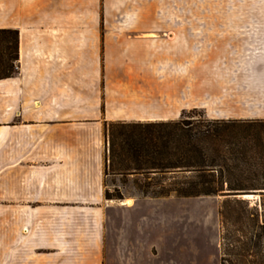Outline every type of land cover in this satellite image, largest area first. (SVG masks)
<instances>
[{"label": "crops", "instance_id": "0c3cea01", "mask_svg": "<svg viewBox=\"0 0 264 264\" xmlns=\"http://www.w3.org/2000/svg\"><path fill=\"white\" fill-rule=\"evenodd\" d=\"M167 1L0 0V28L20 33V71L0 79V163L14 166L12 210L30 214L16 217L21 264L209 262L203 240L134 219L139 201L159 198H106L108 128L191 109L264 119L263 15L239 14L233 30L167 28L198 19ZM215 46L238 53L222 79L199 68Z\"/></svg>", "mask_w": 264, "mask_h": 264}, {"label": "trees", "instance_id": "16d2710c", "mask_svg": "<svg viewBox=\"0 0 264 264\" xmlns=\"http://www.w3.org/2000/svg\"><path fill=\"white\" fill-rule=\"evenodd\" d=\"M19 42L17 29L0 28V79L19 73ZM108 140L106 175L111 170L146 176L145 197L264 194V119L209 118L203 112L160 122H115ZM106 198L123 196L106 191ZM219 214L221 264H259L264 217L258 206L229 197ZM228 244L239 247L227 249Z\"/></svg>", "mask_w": 264, "mask_h": 264}, {"label": "rangeland", "instance_id": "374dc122", "mask_svg": "<svg viewBox=\"0 0 264 264\" xmlns=\"http://www.w3.org/2000/svg\"><path fill=\"white\" fill-rule=\"evenodd\" d=\"M165 11L168 13H182L184 16L191 14L192 16L195 14L198 16V19L195 20L167 21V28L233 30L240 27L239 14L245 13L262 14V20L260 19V22L257 23L264 27V0H168ZM250 23L253 26L255 22ZM237 55V49L228 51L223 46H215L210 51L204 50L199 53L200 72L213 70L215 79H222L224 67L231 61L237 60ZM203 112V109H191L185 111L183 116L189 114L199 115ZM204 115L206 116L205 112ZM13 168L14 166L9 163H0V193H2V196L0 195V264H21V261L17 258L18 247H16L15 240L16 217L20 225V223L24 224L28 219V215H30L27 213H15L12 210L14 208ZM147 182L149 180L142 174L120 175L114 174L111 170H109V174L106 175L105 180L106 191L114 195L122 194L124 200L131 198H152L143 195V186ZM2 189H5V191H1ZM249 194L254 197L243 198L239 197L238 194L234 196H171L159 199H143L137 203L131 212L135 220L140 219L147 220L150 223L160 222L164 225L166 224L167 236H182L203 240L202 243L209 250L208 255H210V260L208 263L207 261H199V264H221L220 206L229 197L231 199L247 200L250 202L251 207L258 206L260 199L264 201V194L261 192ZM258 208L264 217V210L259 206ZM56 215L53 213H36L34 216L35 221L39 222L42 220L46 221L47 218H53ZM229 228L231 230L235 229L232 225ZM237 247H239L238 244H234V246L231 244L227 245V249H237ZM262 253L264 254L263 250ZM263 259V257H259V264H261ZM25 263L29 262L24 261L23 264ZM234 263L238 264L239 262L235 261Z\"/></svg>", "mask_w": 264, "mask_h": 264}, {"label": "bare ground", "instance_id": "6f19581e", "mask_svg": "<svg viewBox=\"0 0 264 264\" xmlns=\"http://www.w3.org/2000/svg\"><path fill=\"white\" fill-rule=\"evenodd\" d=\"M245 197H247V198H251V197H254V196L251 195V194H247V195H245ZM256 198H257V197H256ZM128 203H129V204H132V201L129 200Z\"/></svg>", "mask_w": 264, "mask_h": 264}, {"label": "built area", "instance_id": "2783aa9c", "mask_svg": "<svg viewBox=\"0 0 264 264\" xmlns=\"http://www.w3.org/2000/svg\"><path fill=\"white\" fill-rule=\"evenodd\" d=\"M260 208H262L264 206V201H262L261 199L259 200V205Z\"/></svg>", "mask_w": 264, "mask_h": 264}, {"label": "water", "instance_id": "95a60500", "mask_svg": "<svg viewBox=\"0 0 264 264\" xmlns=\"http://www.w3.org/2000/svg\"><path fill=\"white\" fill-rule=\"evenodd\" d=\"M245 195H247V193L246 194L245 193L244 194H239L238 196L245 198Z\"/></svg>", "mask_w": 264, "mask_h": 264}]
</instances>
